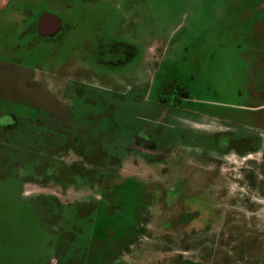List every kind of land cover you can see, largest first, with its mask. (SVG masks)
Here are the masks:
<instances>
[{
    "label": "rangeland",
    "instance_id": "1",
    "mask_svg": "<svg viewBox=\"0 0 264 264\" xmlns=\"http://www.w3.org/2000/svg\"><path fill=\"white\" fill-rule=\"evenodd\" d=\"M65 2L69 8L59 4L57 9L77 28L71 36L74 41L54 59L52 47L38 49L28 66L45 72L66 59L80 62L81 39L93 45L100 37L122 38L133 32L138 40L139 55L122 68L127 73H110L92 56L87 63L95 73H31L53 82L78 115H97L101 110L98 102L114 97L124 101L121 110L131 111L141 125L148 106L159 104L165 93L170 101L186 95L189 99H180L181 105L188 100L198 102L194 108L200 117L177 112L170 118L167 132L178 144L175 151L183 154L181 158L174 162L158 158V163L141 157L122 159L120 176L107 180L115 184L134 176L137 179H130L126 188L140 180L148 184L144 197L150 199L152 214L149 223L144 222L143 236L121 254L124 263L264 264V0ZM45 5L46 0H27V17L10 13L5 19L0 14V54L18 42L20 29L14 22L21 18L35 21ZM21 79L20 75L1 74L0 112L19 102ZM127 97H135L136 102H128ZM20 133L15 139L23 136L24 140ZM216 134L237 137L244 144L233 141L231 150L217 154L211 146ZM34 136L35 131L27 132V140ZM39 141L41 146L42 141L44 146L50 144L45 136L42 139L40 135ZM243 149L251 153L243 156ZM3 150L0 264H111L117 251L116 230L88 247L90 227L77 218L74 208L57 216L55 210L21 201L17 196L20 175L40 177L44 164H33L36 168L29 173L32 161L15 167V157ZM16 152L22 154L19 147ZM66 157V163L78 160L74 154ZM47 167V175L53 177V167ZM39 183L22 186L26 200L45 194L69 203L84 194ZM173 187L179 196L181 193L176 203H171L175 197L167 194V188ZM62 191L66 194L58 196ZM185 197L192 202L188 207ZM120 200L125 201V208L140 206L131 196ZM185 214L193 218L186 220Z\"/></svg>",
    "mask_w": 264,
    "mask_h": 264
},
{
    "label": "flooded vegetation",
    "instance_id": "2",
    "mask_svg": "<svg viewBox=\"0 0 264 264\" xmlns=\"http://www.w3.org/2000/svg\"><path fill=\"white\" fill-rule=\"evenodd\" d=\"M59 4L66 9L70 7L65 0H46V9L40 12L35 21L27 22L25 18H21L20 22L15 21V25H18L20 29L18 42L13 48L3 49L0 54V76L4 73H12L15 76L20 75L23 79V81L21 79L19 102H14L10 110L0 112V131L3 135L2 139L0 138V150L4 149L2 152L15 157V167H18L19 163L21 166H28V162L32 161L28 166L29 169L32 168L29 173H33L36 168L33 164L39 161L44 164V170L37 175L40 177L35 176L37 178L32 179L33 175L29 177L20 175V189L17 191V196L21 201H27L33 207L39 204L47 211L55 210L57 216L74 208L77 218L87 222L90 227L87 236L88 239L90 236L92 241H88V247L95 241L104 240L107 233L115 229L118 242L112 263L125 264L124 259L121 258L122 255L126 254L128 245L130 246L143 236L146 225L144 222L149 223L150 214H152L149 212L150 199L144 197L148 184L140 180L135 186L126 188L130 179H137L134 176L116 181L115 184L107 180L120 176L123 163L127 158L141 157L150 163H158L156 159L163 157L172 159L173 162L178 156L181 158L183 154L175 151L178 144L167 132L172 125L170 118L177 112H181V115L190 114L200 117V113L194 108L198 102L188 100L185 105H181L180 99H189L186 95L181 94L170 101L165 93L164 99L159 104L154 102L148 106L149 113L145 115L147 117H142L141 125L136 122L137 118L131 111L121 110L120 107L124 101L114 97L98 102L101 110L96 113L97 115H78L79 112L70 106L63 95L60 97L61 93L56 90L53 82L33 76L31 73H95L93 69L88 68L89 56H92L96 64L108 69L110 73H127L122 68L134 62L139 55L138 40L133 32L122 38L100 37L93 45L86 39H81L79 41L82 42L84 50L79 59L80 62L66 59L60 66L52 65L50 70L45 72L38 67H30L27 61L38 49L52 47L54 59L63 47L69 46L74 41L71 36L77 28L68 22L65 15L58 12ZM27 9V0H0V14L4 15L5 19L10 13L14 15L21 13L27 17L25 13ZM44 18H47V21H43ZM24 54L29 55V58H25ZM133 73H139V70ZM113 93L111 91V94ZM127 98L128 102H136L135 97ZM152 108L157 111L152 113L153 110L150 111ZM44 130L46 132H43ZM18 131L24 135V140L23 136L21 139H15ZM34 131L36 136L27 140V132ZM37 131H40V134ZM40 135L42 139L45 136L50 143L48 146H44L43 141L41 146ZM216 135L211 141V146L217 154H224L228 152L227 149L231 150L233 141L243 142L237 137L224 134L220 138L218 134ZM23 141H26L24 145ZM18 147L22 150L20 156L16 152ZM244 150H242L243 156L251 153L248 149L245 152ZM69 154H74L78 160L66 163L65 159ZM162 163L161 165H164ZM47 164L53 167V177L51 174L47 175L50 168ZM28 179L31 180L28 181ZM249 179L251 180L250 176ZM27 183L52 184L63 190L82 191L84 194L81 193L80 197L77 195L78 198L69 203L61 201L56 195L45 194L26 200L22 186ZM174 188H167V194L175 197L171 203H176L181 197V193L179 196ZM64 192L57 195L62 197L66 194ZM129 196L134 197L140 206L130 205L125 208V201L122 202L120 198H129ZM186 201L188 202L186 206H190L191 200L186 198ZM36 214L41 217L37 211ZM188 214H185L184 219L193 218ZM43 218L45 215L42 214ZM54 260L56 259L52 258V261Z\"/></svg>",
    "mask_w": 264,
    "mask_h": 264
},
{
    "label": "water",
    "instance_id": "3",
    "mask_svg": "<svg viewBox=\"0 0 264 264\" xmlns=\"http://www.w3.org/2000/svg\"><path fill=\"white\" fill-rule=\"evenodd\" d=\"M43 21H47V18H44Z\"/></svg>",
    "mask_w": 264,
    "mask_h": 264
}]
</instances>
